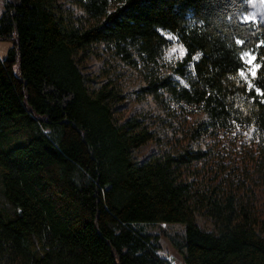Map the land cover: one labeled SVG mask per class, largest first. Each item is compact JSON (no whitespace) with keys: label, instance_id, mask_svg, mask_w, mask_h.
<instances>
[{"label":"trees","instance_id":"trees-1","mask_svg":"<svg viewBox=\"0 0 264 264\" xmlns=\"http://www.w3.org/2000/svg\"><path fill=\"white\" fill-rule=\"evenodd\" d=\"M74 2L86 24L65 0L3 3L0 264H163L158 238L136 229L162 224L183 226L168 237L180 264H264V222L243 188L226 176L187 181L203 151L138 158L152 133L120 119L117 88L80 64L103 46L144 74V94L204 114L198 136L264 147V23L242 21L248 0ZM163 32L183 52L170 66L177 80L157 74L173 47ZM245 52L259 65L252 87Z\"/></svg>","mask_w":264,"mask_h":264},{"label":"rangeland","instance_id":"rangeland-1","mask_svg":"<svg viewBox=\"0 0 264 264\" xmlns=\"http://www.w3.org/2000/svg\"><path fill=\"white\" fill-rule=\"evenodd\" d=\"M6 1L8 0H0V15ZM65 2L66 7L81 18V23L86 24L84 14L75 6L74 0ZM242 21L264 23V0H248V12L242 16ZM162 34L173 43V47L164 60L159 62L157 74L159 77L177 80L170 66L173 58L181 56L183 52L175 43L176 39L173 36L164 32ZM10 47L11 43L0 42V58L5 57ZM245 53L249 55L245 56ZM245 53L242 55L245 70L241 72L243 73L241 76L250 85L258 67L255 59H252L254 55L250 52ZM80 64L83 72L91 79L99 83L111 82L117 88L123 106L119 114L120 119L135 116L143 121L152 133L153 140L135 152L138 158L144 157L152 150L168 153L205 152L207 160L191 168L192 175L186 176L187 181L204 184L209 183L210 179H216L215 182H218L226 176L224 180L236 185V191L243 188L253 202L257 215L264 222V147L250 141L245 144L227 142L226 138H214L209 134L198 136L194 133V126L197 122L206 120L204 114L185 105L176 104L166 94L163 95L162 101L144 94L142 91L146 87L144 74L125 65L103 46H95L86 52ZM195 221L201 229L214 231L209 218L196 215ZM136 229L158 238L157 244L160 249L158 255L161 259L171 256L176 264H180L169 238L182 234L183 226L141 225Z\"/></svg>","mask_w":264,"mask_h":264},{"label":"built area","instance_id":"built-area-1","mask_svg":"<svg viewBox=\"0 0 264 264\" xmlns=\"http://www.w3.org/2000/svg\"><path fill=\"white\" fill-rule=\"evenodd\" d=\"M163 264H176V262L174 261L173 257L170 256L169 258L164 259Z\"/></svg>","mask_w":264,"mask_h":264},{"label":"snow or ice","instance_id":"snow-or-ice-1","mask_svg":"<svg viewBox=\"0 0 264 264\" xmlns=\"http://www.w3.org/2000/svg\"><path fill=\"white\" fill-rule=\"evenodd\" d=\"M237 43H242V42H241V41H237ZM244 55H245V56H248L249 53H245ZM194 59H195V58H194ZM252 59H255V57L253 56ZM247 62H250V61H247ZM257 67H259V65H257ZM241 75H243V73H241ZM249 86L252 87L251 84H250Z\"/></svg>","mask_w":264,"mask_h":264}]
</instances>
